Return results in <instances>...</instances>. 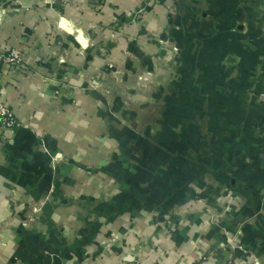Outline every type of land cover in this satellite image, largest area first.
Segmentation results:
<instances>
[{"label":"crops","instance_id":"obj_1","mask_svg":"<svg viewBox=\"0 0 264 264\" xmlns=\"http://www.w3.org/2000/svg\"><path fill=\"white\" fill-rule=\"evenodd\" d=\"M152 4V0H0V50L19 49L23 57L20 69H0V101L18 121L13 129L0 126V264H252L253 258L264 264V156L256 154L257 136L246 117L256 108L243 102L241 90L223 94L232 98L230 103L212 111L209 124L223 128L222 148L211 146L201 155L197 151L189 163L176 156L179 169L168 190L162 184L168 173L158 168L164 152L154 147L155 138H142L151 163L145 173L133 163L135 158L129 171L115 179L110 174L113 167L91 174L65 173L68 180H78L67 186L68 194L86 200L103 197L101 204L42 200L36 206L40 212L32 211L25 218L17 214L19 206L8 195L15 181L36 174L39 134L83 164L106 160L102 143L115 145L102 139L96 102L81 91L90 77L101 76L102 60L90 52L86 38L92 26L100 35L118 20L124 24L122 39L160 31L163 15L151 9L164 13L166 7ZM143 7L145 11L138 14ZM65 19L88 29L71 32ZM125 44L122 40L108 48L114 55ZM263 81L264 77L258 87ZM72 86L79 98L77 106L64 100ZM55 96L62 98L50 106ZM189 96L197 99L196 94ZM172 123L181 124L179 117ZM23 158L31 165H25ZM136 172L152 177L159 195L140 198L132 181ZM125 175L130 177L126 188L117 179L122 182ZM184 182L208 204H170L180 199ZM20 190L26 189L20 186ZM236 223H241L243 233L233 238Z\"/></svg>","mask_w":264,"mask_h":264},{"label":"rangeland","instance_id":"obj_2","mask_svg":"<svg viewBox=\"0 0 264 264\" xmlns=\"http://www.w3.org/2000/svg\"><path fill=\"white\" fill-rule=\"evenodd\" d=\"M152 2L153 6L163 4L162 7H166L164 13L151 9L152 13L163 15L160 31H142L132 39H122L124 24L118 20L117 24L109 27L111 31L100 35L94 32L92 26L90 37L86 38V45L92 47L90 52H95L102 60L101 76L100 79L90 77L81 91L96 102L97 118L102 123L101 137L115 147L102 143L100 151L106 160L87 165L74 160L73 154L52 145L47 136L37 135L36 174L30 179L23 176L15 181L14 191L8 192L19 206L18 215L26 218L32 211L34 215L39 213L36 206L42 200L52 204H101L103 197L91 196L86 200L68 194L67 186L76 185L78 180L76 177L68 180L65 173L68 170H83L91 174L96 169L113 167L110 174L115 179L117 174L129 171L133 158L137 161L133 163L145 173L150 162L149 151L141 143L142 138H155L154 147L164 152L158 168L168 173L162 184L167 186V190L172 188L170 184L175 180V170L179 169L174 162L176 156H182L183 161L189 163V157L197 151L201 155L206 154L211 146L222 148L219 139L222 138L223 128H211L209 121L215 106L230 103L232 98L223 94H233L238 90L245 95L241 97L243 102L256 108L246 117H249L257 136L256 154L264 156V81L258 87L259 80L264 77V0ZM145 9L140 8L138 14ZM64 23L71 25V32L88 29L73 19H65ZM122 40L127 45L118 50V54L115 52L118 60H112L117 55L111 53L108 45ZM75 92L72 86L64 96V100L68 99L73 106L79 104ZM190 93L196 94L197 99L191 100ZM60 97L51 98L49 105L55 106ZM175 117H179L185 127L181 124L173 126ZM17 124L16 120L14 127ZM1 138L4 139L2 135ZM164 139L171 143L162 142L165 145L162 146V143L156 142ZM74 153L77 154L76 151ZM23 159L25 165H31L30 161ZM142 172H136L132 181L139 197L145 201L159 195V188L154 185L152 177L144 178ZM117 179L120 180V187L126 188L130 177L125 175L122 182ZM20 186L26 190L21 191ZM178 196L180 199L170 204H208L206 197L195 195L191 185L183 187L182 194ZM229 213L233 215L231 208ZM233 232V238L243 233L241 223L235 224ZM231 241L232 238L229 239ZM226 264L235 263L230 261ZM252 264L260 263L253 258Z\"/></svg>","mask_w":264,"mask_h":264},{"label":"built area","instance_id":"obj_3","mask_svg":"<svg viewBox=\"0 0 264 264\" xmlns=\"http://www.w3.org/2000/svg\"><path fill=\"white\" fill-rule=\"evenodd\" d=\"M22 52L19 49H3L0 50V69L3 70L6 67H22ZM15 117L9 106L4 102L0 101V126L2 128L13 129L15 125ZM229 207L226 206L225 210L229 211Z\"/></svg>","mask_w":264,"mask_h":264}]
</instances>
